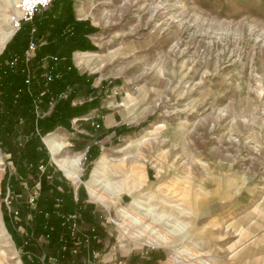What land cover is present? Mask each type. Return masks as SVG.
<instances>
[{"label":"rangeland","instance_id":"1","mask_svg":"<svg viewBox=\"0 0 264 264\" xmlns=\"http://www.w3.org/2000/svg\"><path fill=\"white\" fill-rule=\"evenodd\" d=\"M17 1L0 0V39ZM81 1L89 15L68 0L60 16L82 24L93 50L75 52L97 55L99 68L79 67L73 52L81 79L42 93L33 110L45 118L68 101L69 126L35 136L28 104L0 99V264L87 257L45 237L56 197L77 211L81 232L98 235L92 264H188L187 253L264 264V0ZM53 135L66 146L58 154ZM103 157V180L122 181L119 196L91 183ZM149 223L167 243L153 242Z\"/></svg>","mask_w":264,"mask_h":264},{"label":"trees","instance_id":"2","mask_svg":"<svg viewBox=\"0 0 264 264\" xmlns=\"http://www.w3.org/2000/svg\"><path fill=\"white\" fill-rule=\"evenodd\" d=\"M54 2L55 5H53V9L42 11L41 16H35L33 20V25L37 29V38L41 41H45V44L38 47L35 57L29 61L32 70L39 65L41 58L46 55L59 54L66 56L70 64V58L73 52L93 50V47L85 40L84 34L86 33L81 26L82 24H76V21L73 19H69L68 23L62 21L60 15L64 13L65 3H67L68 0H53L52 4ZM58 4H61V6L58 7ZM73 25H76V28H74ZM28 32L29 25H25L16 34L24 33V40L18 41L11 47L6 45L3 51L4 56L0 57V99H4L5 97L13 101L15 97H19L27 103L32 114V130L35 136H39L50 133L58 126H69V102L66 101L62 107H60V105L57 106L56 110L52 112L51 115L42 119H36V116L33 115L35 107L33 102L38 103L44 96L48 97L51 93L57 95L63 92L67 85L79 81L81 77L78 76L76 69L71 68L67 71L64 69L63 65H60L59 72L62 74L61 78L53 79L51 82L47 83L43 77H40V73H38V79H34L31 84L26 85L24 82L25 65L22 60L16 67L11 70L7 69L3 63L6 58L9 60L14 56H18L22 59L21 57L27 45ZM9 84L10 86H8ZM42 93H44V96L40 99ZM35 141L39 143V138L35 137ZM54 210L55 206L51 204L47 207L46 212L51 217V223L56 226V232L53 233L52 236L57 241L59 219L56 217Z\"/></svg>","mask_w":264,"mask_h":264},{"label":"built area","instance_id":"3","mask_svg":"<svg viewBox=\"0 0 264 264\" xmlns=\"http://www.w3.org/2000/svg\"><path fill=\"white\" fill-rule=\"evenodd\" d=\"M52 2L53 0H18L15 3L13 12L8 16V23L13 32L12 36L17 34L25 25H29L27 45L24 50V54L21 57L22 59H20L18 56H14L4 62L6 68L11 70L12 68L16 67L21 60L23 61L25 65L24 82L26 85L31 84L34 79L37 80L38 73H40V77H43L47 83L51 82L53 79L61 78L62 74L59 72L60 65H63L64 69L67 71H69L71 68H74L72 57L70 58L71 63L69 64L68 58L59 54L43 56L39 62V65H37L34 70L30 68L29 61L35 57L38 47L45 44V41H41L37 38V29L33 25V20L39 11L41 12L49 10ZM36 104L37 102L35 105ZM42 118V115L36 113V119ZM76 188H78V186ZM35 198V195L31 196V204L34 202ZM75 201H77L76 194ZM54 206L55 215L59 219L58 247L60 251L71 256H77L81 253H86L87 257L82 258L79 264H92L90 259L92 258L93 260L95 258V254L90 247L93 242L98 241V235L81 232L77 211H63L62 208L64 206V202L61 198H55ZM118 213L119 214L116 221L114 219H110V222H112L114 225H116L117 222L122 218L121 212ZM46 216L50 215L46 212ZM46 227L48 233L45 237L48 239L53 233L56 232V226L52 223H48ZM22 244L23 243H21V246ZM147 245V243H141L140 249H143ZM43 260L44 258H42V262ZM48 264H62V262L60 260L57 261L56 259H51Z\"/></svg>","mask_w":264,"mask_h":264},{"label":"bare ground","instance_id":"4","mask_svg":"<svg viewBox=\"0 0 264 264\" xmlns=\"http://www.w3.org/2000/svg\"><path fill=\"white\" fill-rule=\"evenodd\" d=\"M11 29V28H10ZM13 32L12 30L8 31V33H6L1 39H0V52L2 51V49L4 48L5 44L7 43V41H9V39L11 38ZM76 60L78 61V64H84L88 66V69L90 71H96L98 70V66L95 62L98 61L97 55L95 54H76ZM100 64V63H99ZM86 69V68H85ZM47 145L48 148L50 149L51 152L58 154L59 151H61L63 148H65L66 146L59 143L56 140V137L53 135L51 137H49L47 139ZM56 165L59 167V169L62 171L64 169H67L64 163H61L59 161H55ZM107 160L103 158H101L99 160V162L97 163V166L94 168L93 172H92V178H91V183L94 184V187H98L99 185L102 184L101 190L103 191V193L110 195V197L112 196H119L122 192V181H115L113 183H110V180L104 182L103 178H106V165H107ZM69 173L66 175L67 178L72 179L74 182L78 181L77 176L75 175V171L73 170V167L68 168ZM102 179V180H101ZM91 189V188H88ZM89 191V190H88ZM97 191V190H95ZM93 198H96L95 194L92 192L89 193ZM97 194V193H96ZM89 195V196H90ZM99 196V195H98ZM105 198V197H104ZM103 196H99L98 200H103L104 199ZM172 202V201H169ZM144 203V202H142ZM168 203V202H167ZM174 203V204H173ZM171 204V203H170ZM171 207H174V209H177L178 206H180L179 204H176L175 202H172ZM173 209V208H172ZM181 209V207L178 208V210ZM125 214V213H124ZM131 216V215H130ZM161 216V215H160ZM128 217V216H127ZM129 218V217H128ZM165 220V217L161 216L158 219H156V221L162 222ZM135 222L138 221L137 219L134 220ZM140 221V220H139ZM138 221V222H139ZM141 225V224H139ZM155 225H152V223H149L146 225V229H152L154 231L155 234H157V236L155 237V240H153L154 243H158L156 242L159 241L161 244L162 243H167L168 237L166 235H163L161 232H159V229L154 228ZM180 232L183 230V228L179 229ZM175 231V230H174ZM160 235V236H159ZM178 252V251H175ZM186 255L189 256H193V257H189L187 258L189 260V262H187L188 264H208L207 262L201 261L202 258H200L198 255L194 254V253H187ZM177 257V256H176ZM177 261V258H175ZM181 259V258H180ZM184 259V258H182ZM175 261V260H174ZM182 261V260H180ZM187 261V260H186ZM177 263L179 264H184L182 262L177 261Z\"/></svg>","mask_w":264,"mask_h":264},{"label":"crops","instance_id":"5","mask_svg":"<svg viewBox=\"0 0 264 264\" xmlns=\"http://www.w3.org/2000/svg\"><path fill=\"white\" fill-rule=\"evenodd\" d=\"M75 8H76V11H77V16L79 17V18H81V17H85V16H87V15H89V12H86L85 11V9L83 8V6H82V1L81 0H75ZM87 53H92V52H75V53H73L74 54V58H75V60L77 59L76 58V54H87ZM76 64L79 66V67H82V68H86L85 70H87V71H90L89 69H88V66L87 65H84V64H78V61L76 60ZM108 121V120H107Z\"/></svg>","mask_w":264,"mask_h":264}]
</instances>
